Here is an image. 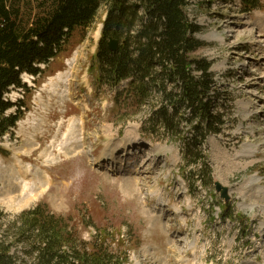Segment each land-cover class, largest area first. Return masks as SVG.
<instances>
[{
	"label": "rangeland",
	"instance_id": "obj_1",
	"mask_svg": "<svg viewBox=\"0 0 264 264\" xmlns=\"http://www.w3.org/2000/svg\"><path fill=\"white\" fill-rule=\"evenodd\" d=\"M186 1L188 19L199 26L194 36L203 42L191 56L212 62L214 90L226 97L218 106L225 125L202 144L209 176L200 181L182 159L191 125L178 121L183 133L169 139L145 134L142 122L156 103L147 100L135 113L118 110L117 87L98 83L94 56L106 15L102 5L41 75L24 74L26 87L7 94L24 108L0 139V156L8 163L18 155L49 183L32 186L42 192L28 206L9 208L4 197L15 199L26 190L24 182H10L0 165V239H14L16 230L8 225L46 204L88 248L92 240L116 248L121 239L129 264H264V0L249 12L240 11L237 0ZM21 4L25 18L38 14L37 4L32 2L31 13L25 0ZM67 61H73L69 69ZM59 71L66 72V81L47 87ZM109 146L116 154L106 160ZM246 147L252 149L249 157ZM124 179L133 190L122 186ZM214 180L228 186L227 201ZM218 205L226 207L222 216ZM21 248L12 246L11 252L23 257Z\"/></svg>",
	"mask_w": 264,
	"mask_h": 264
},
{
	"label": "trees",
	"instance_id": "obj_2",
	"mask_svg": "<svg viewBox=\"0 0 264 264\" xmlns=\"http://www.w3.org/2000/svg\"><path fill=\"white\" fill-rule=\"evenodd\" d=\"M237 1L242 12L260 7V0ZM32 2L38 14L30 20L22 0H0V139L22 117L24 103L7 97L12 88L26 87L22 74L41 75V65L56 58L72 33L89 26L105 5L96 52L98 83L127 81L115 93L118 110L135 113L147 100L156 103L142 122L145 134L169 139L182 135L178 121L191 125L182 159L200 181L209 176L202 144L225 125L218 106L226 97L214 90L212 62L191 56L203 42L194 36L199 26L188 19L186 0H25L29 13ZM110 39L118 40L116 51L109 50ZM7 228L16 232L10 241L1 237L0 264H129L121 239L116 248L94 240L88 248L46 204L23 211ZM20 245L23 257L11 252Z\"/></svg>",
	"mask_w": 264,
	"mask_h": 264
},
{
	"label": "bare ground",
	"instance_id": "obj_3",
	"mask_svg": "<svg viewBox=\"0 0 264 264\" xmlns=\"http://www.w3.org/2000/svg\"><path fill=\"white\" fill-rule=\"evenodd\" d=\"M211 37L214 39L215 36L211 34ZM67 68L69 69L72 64L73 61H67L66 63ZM65 74L64 71H59L57 72L53 77H50L48 82L46 83L47 87L48 86H54V84L61 82V81H66L65 78ZM45 85V84H44ZM58 85V84H57ZM45 86V87H46ZM38 103V102H37ZM68 133V132H67ZM32 137V136H31ZM29 140L31 139L30 137H28ZM127 141V140H126ZM29 144V143H28ZM113 146V145H112ZM114 148L110 147L107 149V152H109L110 155H113L114 153ZM27 151V150H25ZM254 151V150H253ZM252 149L249 147H246V152L244 153V155L246 157H249L251 155ZM64 154H66V152H63ZM21 154V153H19ZM107 156V154H106ZM109 157V156H108ZM106 158V157H105ZM7 158H2L0 156V165H3V171H4V167L9 175V181L11 182L10 177H12L14 179V182L20 181V182H24L23 184V189L26 190L25 192L23 191H17V198L15 197V199H12V196H6L4 197V201H6L7 203H10L11 205L8 204V207L11 208L12 205L17 207V208H24L26 206H28L29 204L32 203L33 200L37 199V197L39 196V194H41L42 191H36L32 188V186H38V188H40L41 185L45 184V186L49 183V179L47 178V176H45V174H40L38 170H33V166L31 164H25L22 165V162H20L18 155L14 154L10 157L8 163H5L4 160H6ZM106 160H111L110 158H106ZM32 177L31 179H29V177ZM27 182H31L28 186ZM122 186L124 188L133 190L132 186L128 183L127 179H124L123 182L121 183ZM12 185V184H11ZM22 188V187H21ZM121 188L122 191H128L127 189ZM252 189V188H251ZM8 193V192H7ZM39 193V194H37ZM10 194V193H9ZM12 194V193H11ZM5 196V195H4ZM259 198L263 199V195L261 196V192L259 191ZM15 201L17 202L16 204ZM158 201H161V198L158 197ZM156 208V207H155ZM155 208H153V210H155ZM194 246V245H193ZM149 246H147L148 248ZM169 250V249H168ZM182 258V257H181ZM181 259L178 260V263L182 264Z\"/></svg>",
	"mask_w": 264,
	"mask_h": 264
},
{
	"label": "water",
	"instance_id": "obj_4",
	"mask_svg": "<svg viewBox=\"0 0 264 264\" xmlns=\"http://www.w3.org/2000/svg\"><path fill=\"white\" fill-rule=\"evenodd\" d=\"M119 47V42L117 39H110L108 41V48L110 51H116ZM215 190L219 192L220 197L227 201L229 199L228 186L221 184L218 180H214Z\"/></svg>",
	"mask_w": 264,
	"mask_h": 264
}]
</instances>
